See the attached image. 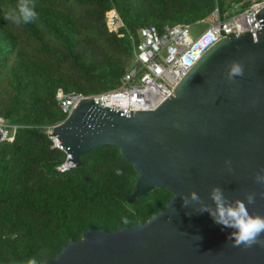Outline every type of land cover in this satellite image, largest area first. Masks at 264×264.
<instances>
[{"label":"trees","instance_id":"obj_1","mask_svg":"<svg viewBox=\"0 0 264 264\" xmlns=\"http://www.w3.org/2000/svg\"><path fill=\"white\" fill-rule=\"evenodd\" d=\"M17 3L0 0V117L21 125L0 146V264H40L91 227L146 222L172 196L157 188L130 202L137 172L115 146L92 149L59 172L66 153L52 148L46 129L67 116L59 90L89 96L119 88L143 27L191 24L217 6L228 15L250 2L33 0L37 18L19 27L4 19ZM113 9L123 22L116 32L107 25Z\"/></svg>","mask_w":264,"mask_h":264},{"label":"water","instance_id":"obj_2","mask_svg":"<svg viewBox=\"0 0 264 264\" xmlns=\"http://www.w3.org/2000/svg\"><path fill=\"white\" fill-rule=\"evenodd\" d=\"M256 13L260 30L217 41L156 109L128 116L88 98L54 126L73 165L92 149L117 147L137 172L130 202L157 188L172 196L146 222L91 227L40 264H264V235L234 247L228 229L181 202L194 190L211 205L216 185L230 201L254 193L249 211L264 214V184L255 181L264 171V7ZM233 62L242 75L229 79Z\"/></svg>","mask_w":264,"mask_h":264},{"label":"built area","instance_id":"obj_3","mask_svg":"<svg viewBox=\"0 0 264 264\" xmlns=\"http://www.w3.org/2000/svg\"><path fill=\"white\" fill-rule=\"evenodd\" d=\"M264 7V0H254L246 8L239 4L226 15L217 6L209 16L194 23H177L165 25L162 29L155 25L143 27L140 30V41L135 45L133 66L125 73L119 88L95 95L82 93L65 94L59 90L57 98L62 110L71 114L77 104L92 98L103 107L124 111L130 116L135 110H154L170 94L187 71L212 45L221 38L242 36L248 31H258L262 28L257 20V11ZM110 31H118L123 25L116 10L106 14ZM205 29L194 36L192 28ZM54 126L46 127L52 148L66 153L65 161L57 167L61 173L74 168L69 162V153L60 145L59 138L52 133ZM21 125L13 123L9 118L0 117V146L3 142L15 140Z\"/></svg>","mask_w":264,"mask_h":264},{"label":"clouds","instance_id":"obj_4","mask_svg":"<svg viewBox=\"0 0 264 264\" xmlns=\"http://www.w3.org/2000/svg\"><path fill=\"white\" fill-rule=\"evenodd\" d=\"M37 15L33 0H18V3L7 11L4 19L19 27L35 21ZM227 75L229 79L240 76L242 68L233 62L228 66ZM255 181L264 184V171L255 175ZM208 195L211 205L203 203L194 190L189 191L187 196L182 194L181 202L183 206L196 202L199 212H207L221 229H228V239H231L234 247H251L260 242L259 238L264 235V214L249 211V206L255 203L254 193L246 192L243 199L230 201L219 186L213 185ZM28 264H37V261L33 258Z\"/></svg>","mask_w":264,"mask_h":264},{"label":"rangeland","instance_id":"obj_5","mask_svg":"<svg viewBox=\"0 0 264 264\" xmlns=\"http://www.w3.org/2000/svg\"><path fill=\"white\" fill-rule=\"evenodd\" d=\"M251 4V2H253L254 0H248ZM205 29V27L203 26L202 28H198V27H194L192 28V33L195 36L196 33H199L201 30ZM63 92V91H62ZM64 93V92H63ZM58 95V94H57Z\"/></svg>","mask_w":264,"mask_h":264},{"label":"bare ground","instance_id":"obj_6","mask_svg":"<svg viewBox=\"0 0 264 264\" xmlns=\"http://www.w3.org/2000/svg\"><path fill=\"white\" fill-rule=\"evenodd\" d=\"M57 125V124H56ZM59 150V149H58Z\"/></svg>","mask_w":264,"mask_h":264}]
</instances>
